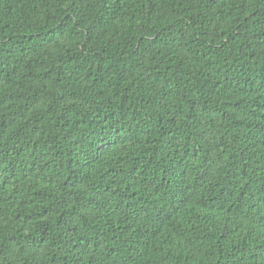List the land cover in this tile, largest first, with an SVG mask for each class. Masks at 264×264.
I'll return each instance as SVG.
<instances>
[{
	"label": "trees",
	"instance_id": "obj_1",
	"mask_svg": "<svg viewBox=\"0 0 264 264\" xmlns=\"http://www.w3.org/2000/svg\"><path fill=\"white\" fill-rule=\"evenodd\" d=\"M0 264H264V0H0Z\"/></svg>",
	"mask_w": 264,
	"mask_h": 264
}]
</instances>
